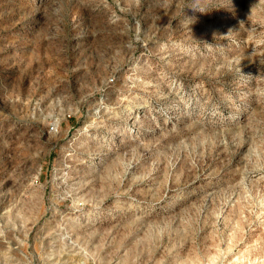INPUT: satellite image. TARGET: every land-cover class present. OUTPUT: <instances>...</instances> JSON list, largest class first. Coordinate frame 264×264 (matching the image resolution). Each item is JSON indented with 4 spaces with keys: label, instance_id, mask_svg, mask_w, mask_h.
Returning <instances> with one entry per match:
<instances>
[{
    "label": "rangeland",
    "instance_id": "374dc122",
    "mask_svg": "<svg viewBox=\"0 0 264 264\" xmlns=\"http://www.w3.org/2000/svg\"><path fill=\"white\" fill-rule=\"evenodd\" d=\"M0 264H264V0H0Z\"/></svg>",
    "mask_w": 264,
    "mask_h": 264
}]
</instances>
